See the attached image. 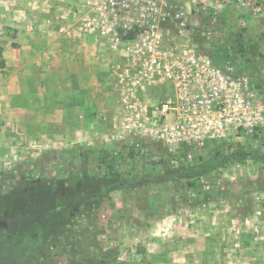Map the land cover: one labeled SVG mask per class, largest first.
I'll return each instance as SVG.
<instances>
[{"label": "rangeland", "instance_id": "1", "mask_svg": "<svg viewBox=\"0 0 264 264\" xmlns=\"http://www.w3.org/2000/svg\"><path fill=\"white\" fill-rule=\"evenodd\" d=\"M93 1L90 9L78 11L77 22L97 7L99 0ZM184 1L205 27L218 30L210 38L191 40L199 54L211 58L227 46L234 55L235 41L244 34L264 48V18L226 0ZM21 28L0 29V37L16 38ZM96 40L104 69L98 73L95 106L86 107L94 121L75 124L72 138L56 133L52 140L31 138L24 123L15 121L27 117L20 94L30 85L18 73V57L4 56L0 48V99L7 98L3 88L20 92L14 99L19 108L0 106V235L15 231L26 241L47 231L42 255L30 264H92L102 257L110 264H264V141L208 143L198 152L177 155L148 143L150 155H128L135 140L123 131L119 92L109 70L118 57ZM168 44L184 42L170 39ZM238 57L264 103V64L255 65L250 55ZM33 65L38 68L40 61ZM32 83L36 93L40 84ZM170 90L166 85L146 92L149 117L152 105ZM242 149L250 150L252 163L237 158ZM169 167L178 171L168 172ZM9 193L16 194L17 203L2 202ZM156 196L158 210H149ZM32 203L36 209L29 221L10 225L7 206ZM110 249L112 254L106 252Z\"/></svg>", "mask_w": 264, "mask_h": 264}, {"label": "built area", "instance_id": "2", "mask_svg": "<svg viewBox=\"0 0 264 264\" xmlns=\"http://www.w3.org/2000/svg\"><path fill=\"white\" fill-rule=\"evenodd\" d=\"M226 2L264 18V0ZM74 30L62 33L77 39L96 36L118 57L109 70L119 92L122 128L135 140L136 153L150 155L148 143L170 154L198 152L208 143L236 144L264 133V103L245 67L237 62L221 68L191 44L218 30L205 27L189 2L100 0ZM170 39L184 44L174 47ZM166 85L172 90L152 105L149 117L146 92Z\"/></svg>", "mask_w": 264, "mask_h": 264}, {"label": "crops", "instance_id": "3", "mask_svg": "<svg viewBox=\"0 0 264 264\" xmlns=\"http://www.w3.org/2000/svg\"><path fill=\"white\" fill-rule=\"evenodd\" d=\"M93 2L16 0L13 6L11 0H0L6 5H0V29L4 32L5 27H22L16 38L7 40V35L0 37V48L4 56L18 57L17 63L22 65L18 73L30 85V89L26 87L20 94L27 102L22 106H27L24 109L27 117L14 119L24 123L31 138L52 140L56 133L59 137L62 134L72 135L73 130L77 131L78 124L94 121L86 107L95 106L98 73L103 68L100 63L103 55L100 54L97 38L90 35L81 39L69 38L62 33L65 29L73 33L78 23V11L90 9ZM37 59L40 61L38 68L33 65ZM32 82L40 84L36 93L31 87ZM12 88L1 89L2 96H7L0 99L4 101L1 107L19 108L15 106L14 99L20 92H13ZM255 138L262 143L264 133Z\"/></svg>", "mask_w": 264, "mask_h": 264}, {"label": "trees", "instance_id": "4", "mask_svg": "<svg viewBox=\"0 0 264 264\" xmlns=\"http://www.w3.org/2000/svg\"><path fill=\"white\" fill-rule=\"evenodd\" d=\"M236 45L238 46V51H235L234 55H231L229 53V48L227 46L223 47H218L213 55H211V59L213 63L221 68H225L229 64H234V63H239V57L238 56H246L250 55L255 63V65H262L264 64V48L262 46H259L258 44L251 43L248 41L244 40V36L240 35L238 39L235 41ZM240 64V68H241ZM245 67V65H244ZM243 68V67H242ZM244 69V68H243ZM246 69V68H245ZM256 87V85H255ZM264 146V144H262ZM134 146H132L131 150H129L128 155L133 154L135 152ZM189 152V151H188ZM185 153V152H184ZM136 155L141 156L142 158L144 157L142 154L136 153ZM250 154L249 149H242L239 151V154L237 155L239 160L241 161H246L247 163H252L253 160H250L249 162L247 161V157ZM85 156L89 157V154L87 153ZM103 161V160H101ZM104 162V161H103ZM147 165H153L152 161L147 162ZM184 168V167H182ZM168 172L175 173L178 171V168H173L169 167ZM191 187H193V184H190ZM36 192V189H35ZM5 198L3 199V203H17L16 201V194L9 193L8 195L4 196ZM159 196L156 197H151L149 200V205L148 209L157 211V202L159 200ZM4 209V204L3 208ZM36 209L35 206L30 204L29 208H27L25 205L20 206L17 205L16 207H9L7 206V209L5 210L8 211L9 214L14 216H10L9 218V223L10 225H14L13 223H21L24 221H29L27 219L30 215V210ZM45 233V234H44ZM44 233H41V236L34 237V238H27V240L23 241L20 240L18 233L13 231L12 233H5L3 235H0V257H1V262L5 263L7 260L14 261L16 260L17 264H29L30 262H35L38 260V258L42 255L41 254V248L43 245H46L47 238H48V233L47 231H44ZM3 250H2V248ZM2 252V253H1ZM108 254H112V249L106 251ZM0 262V264H1ZM92 264H110V259L102 257L99 260L95 261Z\"/></svg>", "mask_w": 264, "mask_h": 264}]
</instances>
